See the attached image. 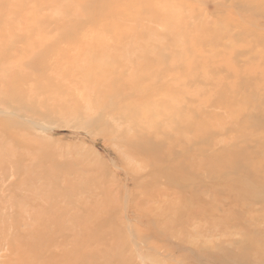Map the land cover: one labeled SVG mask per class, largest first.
I'll use <instances>...</instances> for the list:
<instances>
[{
  "label": "rangeland",
  "instance_id": "obj_1",
  "mask_svg": "<svg viewBox=\"0 0 264 264\" xmlns=\"http://www.w3.org/2000/svg\"><path fill=\"white\" fill-rule=\"evenodd\" d=\"M0 264H264V0H0Z\"/></svg>",
  "mask_w": 264,
  "mask_h": 264
},
{
  "label": "bare ground",
  "instance_id": "obj_2",
  "mask_svg": "<svg viewBox=\"0 0 264 264\" xmlns=\"http://www.w3.org/2000/svg\"><path fill=\"white\" fill-rule=\"evenodd\" d=\"M5 81H6V79H5ZM7 81H8V79H7ZM243 166H245V168H243ZM243 166L240 168L241 170H245L247 167L250 169V166H247V165H243Z\"/></svg>",
  "mask_w": 264,
  "mask_h": 264
}]
</instances>
